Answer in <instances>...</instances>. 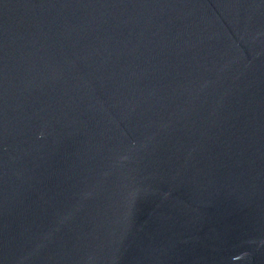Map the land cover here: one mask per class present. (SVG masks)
I'll use <instances>...</instances> for the list:
<instances>
[{
	"label": "water",
	"instance_id": "95a60500",
	"mask_svg": "<svg viewBox=\"0 0 264 264\" xmlns=\"http://www.w3.org/2000/svg\"><path fill=\"white\" fill-rule=\"evenodd\" d=\"M0 264H264V0H0Z\"/></svg>",
	"mask_w": 264,
	"mask_h": 264
}]
</instances>
